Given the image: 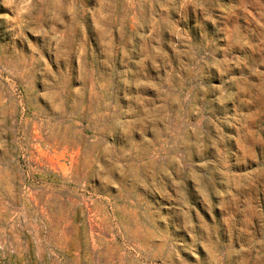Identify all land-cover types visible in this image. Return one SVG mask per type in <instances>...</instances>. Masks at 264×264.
<instances>
[{"label": "rangeland", "instance_id": "374dc122", "mask_svg": "<svg viewBox=\"0 0 264 264\" xmlns=\"http://www.w3.org/2000/svg\"><path fill=\"white\" fill-rule=\"evenodd\" d=\"M0 264H264V0H0Z\"/></svg>", "mask_w": 264, "mask_h": 264}]
</instances>
